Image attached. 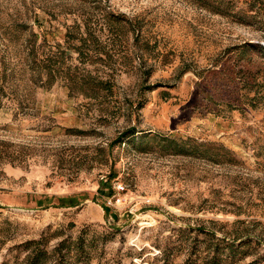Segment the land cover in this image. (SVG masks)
<instances>
[{
    "label": "rangeland",
    "instance_id": "rangeland-1",
    "mask_svg": "<svg viewBox=\"0 0 264 264\" xmlns=\"http://www.w3.org/2000/svg\"><path fill=\"white\" fill-rule=\"evenodd\" d=\"M0 86V264H264V0H0Z\"/></svg>",
    "mask_w": 264,
    "mask_h": 264
},
{
    "label": "trees",
    "instance_id": "trees-1",
    "mask_svg": "<svg viewBox=\"0 0 264 264\" xmlns=\"http://www.w3.org/2000/svg\"><path fill=\"white\" fill-rule=\"evenodd\" d=\"M30 56L32 58V60L34 61L35 64H37V67L42 71L47 70L48 75H52L53 71L51 70V68H55V65L57 64V61H52V60H59V58L57 57H50L47 58L46 60L44 59V57L39 56V54H37L36 52L30 51ZM64 57V53H61L60 58ZM48 62L50 64H48ZM51 62H54V64H51ZM36 66V65H34ZM37 68V69H38ZM55 71V70H54ZM56 71H58V69H56ZM48 83V82H47ZM78 85V83H77ZM81 89L82 91L87 94H91L94 97H97L101 92H105L111 91V86L109 84V82H96V81H88V80H84L83 82H81ZM79 87V86H78ZM0 93H1V86H0ZM127 135L129 136H133L135 135L134 129L131 130V132H129ZM106 212L109 213L110 210L108 208H105ZM45 251H42L41 249H37L36 252L33 253V256L30 258L28 264H42L44 255H45Z\"/></svg>",
    "mask_w": 264,
    "mask_h": 264
},
{
    "label": "built area",
    "instance_id": "built-area-1",
    "mask_svg": "<svg viewBox=\"0 0 264 264\" xmlns=\"http://www.w3.org/2000/svg\"><path fill=\"white\" fill-rule=\"evenodd\" d=\"M118 189H119L120 191H124V187H123L122 185H119V186H118Z\"/></svg>",
    "mask_w": 264,
    "mask_h": 264
}]
</instances>
